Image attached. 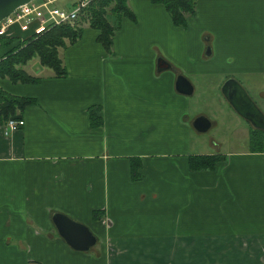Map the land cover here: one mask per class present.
Returning <instances> with one entry per match:
<instances>
[{
	"label": "crops",
	"instance_id": "crops-1",
	"mask_svg": "<svg viewBox=\"0 0 264 264\" xmlns=\"http://www.w3.org/2000/svg\"><path fill=\"white\" fill-rule=\"evenodd\" d=\"M127 6L133 18L120 20L110 53L85 25L58 49L64 78L39 76L38 65V84L0 80L35 101L16 114L17 131L5 135L0 117V264H264V131L251 149L257 129L235 112L246 146L195 152L191 118L195 84L224 99L229 79L264 114V0H195L183 27L150 0ZM36 27L13 26L0 41ZM160 59L169 68L159 72ZM178 75L191 96L176 92ZM194 155L221 160L198 171ZM55 214L87 226L95 245L71 249Z\"/></svg>",
	"mask_w": 264,
	"mask_h": 264
},
{
	"label": "trees",
	"instance_id": "trees-1",
	"mask_svg": "<svg viewBox=\"0 0 264 264\" xmlns=\"http://www.w3.org/2000/svg\"><path fill=\"white\" fill-rule=\"evenodd\" d=\"M154 4L162 5L169 14L175 26L183 27L186 19L195 14V0H150ZM107 15L114 19L110 21ZM123 18H133L127 6V0H93L88 7L82 10L76 26L63 24L51 26L44 31L20 41L17 39H3L0 41L5 53L0 58V79L14 84H38L40 79L27 74L23 70L30 60L38 58L39 65L53 71L55 78L66 76L65 67L59 58L58 49L64 48L67 43L73 44L82 35L85 23L89 28L98 32L97 42L110 53L112 38ZM31 98L13 96L0 87V117L3 123L10 117H16L19 111L26 106L33 105ZM99 107H90L89 118L93 127H99L102 119ZM262 132H250V146L257 147L262 142ZM221 160L219 155H194L189 157V166L193 170H211ZM94 219H99V213H93Z\"/></svg>",
	"mask_w": 264,
	"mask_h": 264
},
{
	"label": "water",
	"instance_id": "water-1",
	"mask_svg": "<svg viewBox=\"0 0 264 264\" xmlns=\"http://www.w3.org/2000/svg\"><path fill=\"white\" fill-rule=\"evenodd\" d=\"M31 1L33 0H0V21L12 14L19 6ZM167 68L169 66L160 59L158 61V71ZM175 90L184 96H191L193 92L190 83L181 75L176 78ZM220 91L224 99L239 116L248 121L253 128L264 131V114L237 81L227 80ZM210 126L211 122L204 116L197 117L192 122V127L198 133L206 132ZM52 223L58 235L75 251L86 252L96 243V238L87 226L79 224L62 214L53 215Z\"/></svg>",
	"mask_w": 264,
	"mask_h": 264
},
{
	"label": "rangeland",
	"instance_id": "rangeland-1",
	"mask_svg": "<svg viewBox=\"0 0 264 264\" xmlns=\"http://www.w3.org/2000/svg\"><path fill=\"white\" fill-rule=\"evenodd\" d=\"M57 5L61 4L67 7L68 0L58 1ZM110 23L113 17L107 15L106 17ZM79 21V20H78ZM82 26L87 24L83 23ZM71 27L76 26L70 25ZM63 51V50H62ZM61 51V52H62ZM63 58V57H62ZM38 58L30 60L23 70L27 74L37 76L35 69L38 67ZM24 67V66H23ZM43 72L39 76H43L49 72L50 69L43 68ZM1 80V79H0ZM196 91L193 100V108L191 118L198 116H206L212 121V126L204 133H196L193 130V141L195 152H207L208 150H215L214 143L220 144L222 147L229 145L235 148L239 146H246L248 139V124L241 117H239L235 111L229 106V103L222 97L215 95L219 93L218 90L213 91L212 88H206L200 91L199 87L195 84Z\"/></svg>",
	"mask_w": 264,
	"mask_h": 264
},
{
	"label": "built area",
	"instance_id": "built-area-1",
	"mask_svg": "<svg viewBox=\"0 0 264 264\" xmlns=\"http://www.w3.org/2000/svg\"><path fill=\"white\" fill-rule=\"evenodd\" d=\"M62 0H33L19 6L12 14L0 21V37L6 35L13 26H19L25 31L36 22L35 33L38 34L47 27L63 24L74 25L84 10L93 0H68L67 7L61 4ZM24 126V120L20 117H10L3 126L5 135L17 131Z\"/></svg>",
	"mask_w": 264,
	"mask_h": 264
}]
</instances>
